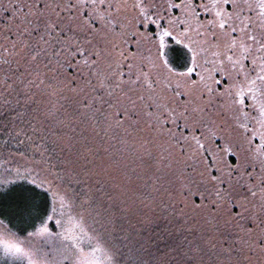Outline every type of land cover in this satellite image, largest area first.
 <instances>
[{
  "label": "snow or ice",
  "instance_id": "snow-or-ice-1",
  "mask_svg": "<svg viewBox=\"0 0 264 264\" xmlns=\"http://www.w3.org/2000/svg\"><path fill=\"white\" fill-rule=\"evenodd\" d=\"M0 264H264V0H0Z\"/></svg>",
  "mask_w": 264,
  "mask_h": 264
},
{
  "label": "trees",
  "instance_id": "trees-1",
  "mask_svg": "<svg viewBox=\"0 0 264 264\" xmlns=\"http://www.w3.org/2000/svg\"><path fill=\"white\" fill-rule=\"evenodd\" d=\"M166 211H170V210H164V209H158L157 210L158 214H160V215L166 214Z\"/></svg>",
  "mask_w": 264,
  "mask_h": 264
}]
</instances>
